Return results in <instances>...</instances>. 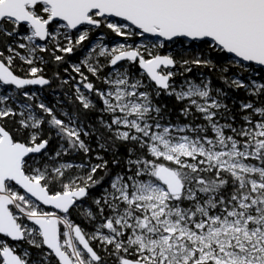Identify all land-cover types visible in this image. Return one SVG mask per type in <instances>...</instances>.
<instances>
[{"label":"snow or ice","instance_id":"snow-or-ice-1","mask_svg":"<svg viewBox=\"0 0 264 264\" xmlns=\"http://www.w3.org/2000/svg\"><path fill=\"white\" fill-rule=\"evenodd\" d=\"M0 264H264V0H0Z\"/></svg>","mask_w":264,"mask_h":264}]
</instances>
